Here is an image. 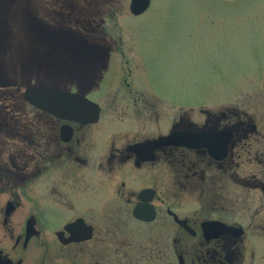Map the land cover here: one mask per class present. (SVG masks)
<instances>
[{
    "label": "flooded vegetation",
    "instance_id": "flooded-vegetation-1",
    "mask_svg": "<svg viewBox=\"0 0 264 264\" xmlns=\"http://www.w3.org/2000/svg\"><path fill=\"white\" fill-rule=\"evenodd\" d=\"M123 1L42 0L41 34L62 50L44 63L65 66L68 77L27 87L85 98L99 113L93 122L69 120L31 105L27 87L22 91L25 119L13 127L18 140L0 143V195L7 197L0 264H25L54 249L75 262L98 256L116 264H264V205L245 226L237 195L231 206L225 199L229 187L238 196L243 188L264 197V135L236 108L202 109L194 119L193 106L164 100L142 80L133 45L108 34L107 21L123 11ZM86 30L102 32L104 40L83 37ZM2 115L0 134L14 118ZM185 133L216 134L221 144L229 136L225 155L157 143ZM23 199L25 212L15 217Z\"/></svg>",
    "mask_w": 264,
    "mask_h": 264
},
{
    "label": "rangeland",
    "instance_id": "rangeland-1",
    "mask_svg": "<svg viewBox=\"0 0 264 264\" xmlns=\"http://www.w3.org/2000/svg\"><path fill=\"white\" fill-rule=\"evenodd\" d=\"M129 2L124 0L123 11L107 21L108 34L114 39L122 35L123 41L133 45L144 67L142 80L164 100L174 96L177 105L193 106L194 119L202 109L236 108L254 120L264 135V0H151L149 8L135 17L128 13ZM43 9L42 0H0V115L8 112L14 117L6 119L10 127L0 134V143L15 137L13 127L17 120L23 123L25 119L21 94L30 82L53 85L68 77L65 66L44 63L62 50L47 44L41 34ZM121 24L124 30H120ZM80 34L104 40L99 31ZM250 168L253 166L242 167L244 172ZM160 179L165 189L166 177ZM226 195L228 206L237 195L245 226L251 214L264 205L259 191L242 188L238 196L229 187ZM6 198L0 195V207ZM212 198L202 199L211 202ZM25 208L23 199L14 216H23ZM260 213L264 217V209ZM34 255L25 264H116L110 257L98 256L90 262H75L56 249L45 256Z\"/></svg>",
    "mask_w": 264,
    "mask_h": 264
},
{
    "label": "water",
    "instance_id": "water-1",
    "mask_svg": "<svg viewBox=\"0 0 264 264\" xmlns=\"http://www.w3.org/2000/svg\"><path fill=\"white\" fill-rule=\"evenodd\" d=\"M150 5V0H131L129 10L134 16L143 14ZM25 101L34 105L39 109L47 110L53 114L59 115L69 120H76L81 122L97 121L99 108L96 104L86 100L85 98L76 95L52 91L51 89L42 87H27L23 93ZM53 103H57L53 105ZM229 139L230 137L227 136ZM227 139V140H228ZM227 140L221 144V139L211 137L209 135H194L191 133L185 134H171L167 137L161 138L157 143L160 146L175 145L188 148H208L210 152L219 153L222 158L226 152ZM11 203L6 208V215L9 214ZM140 207L134 210L136 218L141 217ZM182 223V222H180ZM210 226L211 224L208 223ZM30 227V223L27 225ZM28 237V236H27Z\"/></svg>",
    "mask_w": 264,
    "mask_h": 264
}]
</instances>
